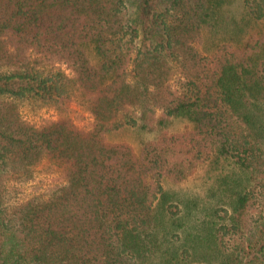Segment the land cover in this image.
I'll list each match as a JSON object with an SVG mask.
<instances>
[{
    "label": "trees",
    "instance_id": "trees-1",
    "mask_svg": "<svg viewBox=\"0 0 264 264\" xmlns=\"http://www.w3.org/2000/svg\"><path fill=\"white\" fill-rule=\"evenodd\" d=\"M0 264H264V0H0Z\"/></svg>",
    "mask_w": 264,
    "mask_h": 264
},
{
    "label": "rangeland",
    "instance_id": "rangeland-1",
    "mask_svg": "<svg viewBox=\"0 0 264 264\" xmlns=\"http://www.w3.org/2000/svg\"><path fill=\"white\" fill-rule=\"evenodd\" d=\"M63 68H66L63 65ZM68 73L70 71H67ZM21 114L25 119L38 126L45 125L50 122L59 119V113L50 106L38 105L35 102L27 100L20 101ZM67 116L72 122L82 130H89L93 123V117L91 113L83 107L78 100H74L69 107ZM187 128H191V125L187 121L177 120L169 127L170 132L184 131ZM154 134H143L123 131L119 133L115 140L130 145L135 151H139L141 144L144 140L151 139ZM206 169L201 167L197 172L183 183L173 184L171 182H165L166 188H172L182 190L183 192H189V195L198 194L201 196H207L208 185L206 183L208 175H206ZM215 177L211 180L214 181ZM65 181V167L63 164L56 160L44 158L35 167L34 178L23 184V193L21 201H25L34 195H42L47 197L51 189ZM209 183V182H208Z\"/></svg>",
    "mask_w": 264,
    "mask_h": 264
}]
</instances>
